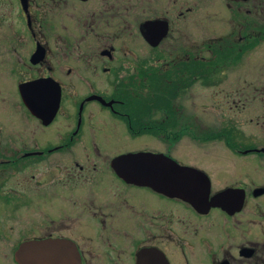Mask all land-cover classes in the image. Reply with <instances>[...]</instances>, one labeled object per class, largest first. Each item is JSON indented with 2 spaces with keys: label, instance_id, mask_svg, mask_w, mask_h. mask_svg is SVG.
I'll return each instance as SVG.
<instances>
[{
  "label": "flooded vegetation",
  "instance_id": "flooded-vegetation-1",
  "mask_svg": "<svg viewBox=\"0 0 264 264\" xmlns=\"http://www.w3.org/2000/svg\"><path fill=\"white\" fill-rule=\"evenodd\" d=\"M221 1L236 27L195 54L193 0H0V112L13 123L0 127V243L12 255L52 238L79 264H264V138L192 107L194 84L222 82L261 34L256 11L241 12L252 0ZM145 153L201 175L202 203L132 181Z\"/></svg>",
  "mask_w": 264,
  "mask_h": 264
},
{
  "label": "rangeland",
  "instance_id": "rangeland-1",
  "mask_svg": "<svg viewBox=\"0 0 264 264\" xmlns=\"http://www.w3.org/2000/svg\"><path fill=\"white\" fill-rule=\"evenodd\" d=\"M193 2V51L195 54H203L202 44L227 36L236 25L235 20L227 16L228 12L225 8L221 12H216L218 7L215 4L222 2L221 0H208V2L193 0ZM247 10H255V16L251 14V17L256 18L257 26L262 25L264 0L242 3L241 12ZM257 43L243 55L237 65L225 70V77L219 84L209 88L194 84L192 107L199 113H208L209 122L217 121V118L235 119L242 130L261 139L264 138V114H262L264 112V39L260 38ZM232 97L239 102L233 104ZM230 106L241 109L231 111ZM0 110L7 113L6 109L0 107ZM0 127L7 130L13 127L10 116L3 115L2 112H0ZM11 245V243H0V264H16L10 250Z\"/></svg>",
  "mask_w": 264,
  "mask_h": 264
},
{
  "label": "water",
  "instance_id": "water-1",
  "mask_svg": "<svg viewBox=\"0 0 264 264\" xmlns=\"http://www.w3.org/2000/svg\"><path fill=\"white\" fill-rule=\"evenodd\" d=\"M145 37L150 42L153 40V35L148 34ZM145 154L136 155L141 158L144 167L139 170L141 173L130 177L132 181L152 186L167 195L178 196L194 206L202 203L200 199L202 188L197 184L201 175L195 171L191 174L188 169H180L175 163L162 161L164 157L160 156L161 154ZM207 190L206 186L205 195ZM14 260L17 264H79L78 255L72 243L64 239L52 238L21 242L14 251Z\"/></svg>",
  "mask_w": 264,
  "mask_h": 264
},
{
  "label": "trees",
  "instance_id": "trees-1",
  "mask_svg": "<svg viewBox=\"0 0 264 264\" xmlns=\"http://www.w3.org/2000/svg\"><path fill=\"white\" fill-rule=\"evenodd\" d=\"M256 29L259 30L260 33H261V34H257V38H256V42H257V41H259L260 38H263L264 39V24H262L260 26H257ZM226 50H227V48H225V50H218V51H214V52H215V54H217V56H219L220 58H222V56L225 54L224 52ZM224 57L226 58L227 56L225 55ZM229 57H232V56H229ZM208 85H211V84H208Z\"/></svg>",
  "mask_w": 264,
  "mask_h": 264
}]
</instances>
